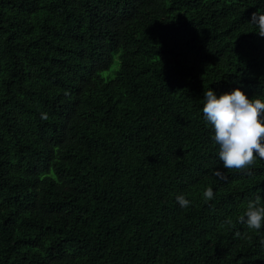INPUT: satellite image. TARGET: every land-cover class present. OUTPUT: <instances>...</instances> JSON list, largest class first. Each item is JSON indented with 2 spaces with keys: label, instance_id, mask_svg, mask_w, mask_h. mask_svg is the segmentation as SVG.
Returning a JSON list of instances; mask_svg holds the SVG:
<instances>
[{
  "label": "trees",
  "instance_id": "1",
  "mask_svg": "<svg viewBox=\"0 0 264 264\" xmlns=\"http://www.w3.org/2000/svg\"><path fill=\"white\" fill-rule=\"evenodd\" d=\"M255 12L0 0V264H264V227L240 221L264 160L224 169L202 112L209 89L264 98Z\"/></svg>",
  "mask_w": 264,
  "mask_h": 264
},
{
  "label": "clouds",
  "instance_id": "2",
  "mask_svg": "<svg viewBox=\"0 0 264 264\" xmlns=\"http://www.w3.org/2000/svg\"><path fill=\"white\" fill-rule=\"evenodd\" d=\"M249 23L258 29L259 36L264 37V13H253ZM204 95L203 117L214 129L213 140L219 147L223 168L243 172L251 169L257 159L264 160V98L250 99L240 88L219 97L209 89ZM215 174L224 178L219 170ZM204 197L207 200L214 198L211 188L204 192ZM176 199L181 207L190 204L183 195ZM240 221L252 230L264 227V203L260 196L248 203Z\"/></svg>",
  "mask_w": 264,
  "mask_h": 264
},
{
  "label": "rangeland",
  "instance_id": "3",
  "mask_svg": "<svg viewBox=\"0 0 264 264\" xmlns=\"http://www.w3.org/2000/svg\"><path fill=\"white\" fill-rule=\"evenodd\" d=\"M118 67H119V60L117 57H115V60L111 65V67L104 72V76L106 78L113 76L115 74L116 69H118Z\"/></svg>",
  "mask_w": 264,
  "mask_h": 264
}]
</instances>
